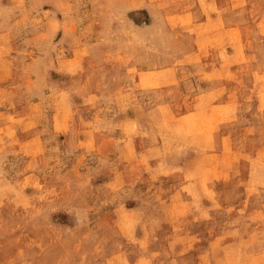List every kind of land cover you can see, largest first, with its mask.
I'll return each mask as SVG.
<instances>
[{
	"label": "rangeland",
	"instance_id": "rangeland-1",
	"mask_svg": "<svg viewBox=\"0 0 264 264\" xmlns=\"http://www.w3.org/2000/svg\"><path fill=\"white\" fill-rule=\"evenodd\" d=\"M0 264H264V0H0Z\"/></svg>",
	"mask_w": 264,
	"mask_h": 264
}]
</instances>
